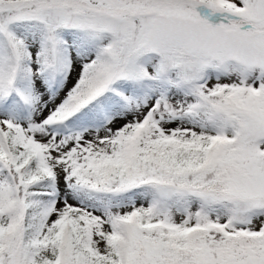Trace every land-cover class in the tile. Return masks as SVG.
I'll return each mask as SVG.
<instances>
[{
  "label": "rangeland",
  "instance_id": "obj_1",
  "mask_svg": "<svg viewBox=\"0 0 264 264\" xmlns=\"http://www.w3.org/2000/svg\"><path fill=\"white\" fill-rule=\"evenodd\" d=\"M83 1L96 8L0 12V36H5L0 40V131L33 151L51 179V187L39 191L44 209L32 240L54 235L57 223L72 213L88 229V249L104 255L110 251L108 237L118 233L116 221L139 212L165 225H197L187 242L199 252L175 251L158 232L129 224L118 246L127 256V243L139 241L144 253H133L123 264H264V0L202 6L163 0L166 12L153 0ZM152 12L159 14L153 18ZM69 29L85 31L95 48L80 49ZM90 65L95 67L83 83ZM156 67L160 77H168L165 93L137 83L154 77ZM100 81L93 98L73 105L79 85L86 89ZM219 131L231 141L206 145L214 150L199 186L148 184V192L132 190L120 198L84 190L90 181L79 167L87 166V159L129 150V140L143 145L175 139L192 147ZM139 179L136 174L129 183ZM23 194L20 187L15 198L0 171V224L10 231L0 240V264L30 260L27 245L18 247L16 239ZM143 234L150 238L143 240ZM42 249L48 256L49 245ZM114 260L121 264L118 255Z\"/></svg>",
  "mask_w": 264,
  "mask_h": 264
},
{
  "label": "trees",
  "instance_id": "obj_2",
  "mask_svg": "<svg viewBox=\"0 0 264 264\" xmlns=\"http://www.w3.org/2000/svg\"><path fill=\"white\" fill-rule=\"evenodd\" d=\"M153 1L158 4L161 11L166 12L168 10L164 2L168 0ZM209 1L215 0H191V2L199 3L200 6L208 4ZM31 6L36 8L42 6L44 10L51 8L56 10L59 7L64 11L76 10L78 12L91 11L90 9L96 8L91 3L83 0H6L5 2H0V12L2 10H4L3 12H9L12 9L20 10L24 7L28 9ZM152 14H154L153 18H155L159 13L152 12ZM25 22L27 21L23 23ZM70 32L80 49L83 50L82 45L86 49L95 48L94 39L87 35L85 31L71 29ZM53 35V31H51L50 40L54 39ZM4 37L1 35L0 40L2 38L5 39ZM94 67L92 65L87 67L88 74L83 83L90 79V70ZM155 70L156 74L152 77L153 79L146 78L137 81V83L144 81V84H148L151 88H158L164 93L168 89V83H164L168 77L166 79L164 76L160 77L159 74L161 72L157 71V67ZM107 71L108 65L106 64L104 70H101L102 75L107 74ZM179 80L175 78L173 83L177 84ZM83 83L79 86V96L75 97L73 105L78 99L80 103L93 98L95 92L99 91L101 87V81L100 83L88 85L86 89L82 87ZM163 84H166V86L162 87ZM108 93H111L110 88L108 90L104 89L99 96L102 97ZM95 100H99V98H95ZM211 103L213 101L209 99L206 102V106L208 113L212 114ZM215 104L218 103L215 102ZM82 105L79 104V107ZM198 105L201 107L202 102H199ZM233 133L235 136L237 135L238 130L236 127ZM222 134H224L223 131H219L214 136L208 137L205 142H199L192 147L176 142L175 139H164L163 141H159L160 139L145 140L146 142L143 145H136L132 140H129L127 143V145L129 144V150H117L99 159L89 161L87 166L79 167L82 177L90 181V185H87L84 190L86 192L93 190L98 192L103 198H110L129 194L132 190L146 193L151 188L147 187L148 184L185 187V184L189 186L196 183L199 186V174L208 166L210 153L214 150V147L207 148L206 144L213 142L215 146V143L231 141V138ZM131 135H133V138L136 136L134 134ZM0 171L4 173L9 187L14 190L15 198L18 197L20 187L24 191L20 199L23 208L22 220L20 232L16 239L19 244L18 247L27 245L24 251L25 255L30 259L27 264H118L114 260L116 255H118L121 259V264H123L126 258L132 256L133 253H144L143 245L139 241H135L133 244L131 242L127 243L128 249L126 251L129 253L127 256L125 251L118 246V243L126 240L123 232L129 224L139 225L146 231L158 232L159 236L164 238L163 241L173 247L175 251L199 252L198 249L191 247L187 242H190V235L193 234L192 232L197 226L165 225L160 220L151 221L150 219L152 218L150 217L143 218L139 212L133 213L130 217L121 218L120 222L116 221L118 233L116 236L108 237L107 243L110 246V251L104 255L88 249L84 241V236L88 238V229L83 223V219L72 213H67L57 223L54 235L40 241H33L31 236L39 226L42 210L44 209L39 190L50 188V177L36 163L33 151L20 148L14 136L3 131H0ZM136 174H140L141 179L135 183H129ZM80 181L83 183L82 180ZM109 183H112V185H109ZM100 193H103V195ZM9 234V229L5 225L0 224V240ZM144 238L147 239L150 236L143 234V240ZM43 245H49L50 247L49 255L46 257L41 255ZM199 257L201 258V254H199Z\"/></svg>",
  "mask_w": 264,
  "mask_h": 264
}]
</instances>
